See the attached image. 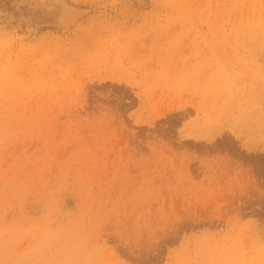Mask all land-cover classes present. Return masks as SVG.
Wrapping results in <instances>:
<instances>
[{"label": "rangeland", "instance_id": "rangeland-1", "mask_svg": "<svg viewBox=\"0 0 264 264\" xmlns=\"http://www.w3.org/2000/svg\"><path fill=\"white\" fill-rule=\"evenodd\" d=\"M43 1L0 0V264H264V0Z\"/></svg>", "mask_w": 264, "mask_h": 264}, {"label": "bare ground", "instance_id": "bare-ground-1", "mask_svg": "<svg viewBox=\"0 0 264 264\" xmlns=\"http://www.w3.org/2000/svg\"><path fill=\"white\" fill-rule=\"evenodd\" d=\"M26 1H28V0H26ZM33 1H35V0H33ZM41 1L44 2L43 0H39V3ZM21 2H23V0H21ZM37 2H38V0H37ZM27 3L30 4V2H27ZM33 4H34V6L37 5L36 3H33ZM43 5L44 4H41L42 7H43ZM52 5L51 6L53 8H47V9L45 8V10L41 13H37V11H35V10L32 12H28L26 15H25L26 12L24 13V15H25L24 19H26L25 27L28 30L29 34L32 33L35 35L38 32V30L41 28V26H46V25L47 26H55L57 28L62 27V31L65 32V31L69 30L73 24H75V22L77 21L78 15L80 13V11L78 9L68 7V5H65L62 2V0H53ZM47 7H50V6H47ZM82 14H83V12H82ZM0 15H2V13H0ZM3 15H4L3 17L7 20H8V18H9V20L13 18L12 16H10L11 14L7 15L6 13L4 14V12H3Z\"/></svg>", "mask_w": 264, "mask_h": 264}]
</instances>
